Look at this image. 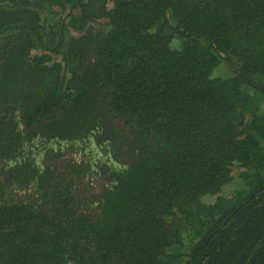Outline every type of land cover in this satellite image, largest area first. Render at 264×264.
Here are the masks:
<instances>
[{"label": "trees", "instance_id": "trees-1", "mask_svg": "<svg viewBox=\"0 0 264 264\" xmlns=\"http://www.w3.org/2000/svg\"><path fill=\"white\" fill-rule=\"evenodd\" d=\"M0 264H264V0H0Z\"/></svg>", "mask_w": 264, "mask_h": 264}, {"label": "rangeland", "instance_id": "rangeland-1", "mask_svg": "<svg viewBox=\"0 0 264 264\" xmlns=\"http://www.w3.org/2000/svg\"><path fill=\"white\" fill-rule=\"evenodd\" d=\"M239 186H240V183L238 182V181H234L233 183H232V185H230V186H228L227 188H226V190H225V194L227 195V196H231L238 188H239Z\"/></svg>", "mask_w": 264, "mask_h": 264}]
</instances>
